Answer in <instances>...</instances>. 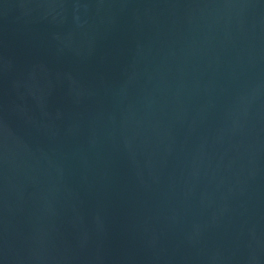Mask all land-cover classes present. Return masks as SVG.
Instances as JSON below:
<instances>
[{
	"label": "water",
	"instance_id": "obj_1",
	"mask_svg": "<svg viewBox=\"0 0 264 264\" xmlns=\"http://www.w3.org/2000/svg\"><path fill=\"white\" fill-rule=\"evenodd\" d=\"M0 264H264V0H0Z\"/></svg>",
	"mask_w": 264,
	"mask_h": 264
}]
</instances>
